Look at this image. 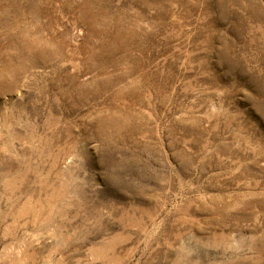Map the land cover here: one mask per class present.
<instances>
[{"label": "rangeland", "instance_id": "obj_1", "mask_svg": "<svg viewBox=\"0 0 264 264\" xmlns=\"http://www.w3.org/2000/svg\"><path fill=\"white\" fill-rule=\"evenodd\" d=\"M0 264H264V0H0Z\"/></svg>", "mask_w": 264, "mask_h": 264}]
</instances>
